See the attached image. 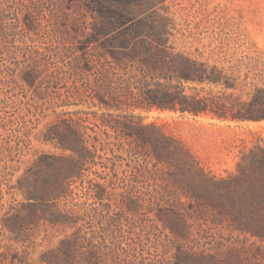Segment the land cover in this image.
I'll return each mask as SVG.
<instances>
[{
    "label": "rangeland",
    "instance_id": "rangeland-1",
    "mask_svg": "<svg viewBox=\"0 0 264 264\" xmlns=\"http://www.w3.org/2000/svg\"><path fill=\"white\" fill-rule=\"evenodd\" d=\"M88 1L47 3L36 16L41 25L35 29L27 23L25 4L30 0H0L8 32L7 38L0 34V264H13L12 254L25 247L31 264H46L43 253L67 236L86 237L85 249L100 245L92 264H175L179 243L193 253H216L213 264H264V239L246 228L264 224V119L220 120L207 113L137 108L152 139L130 133L119 123L124 120L119 113L130 110L102 106L96 96L95 104L94 89L75 75L84 69L97 86L96 74L82 58L84 35L74 36L75 29L62 18L65 12L87 13L92 21ZM135 1L142 16L156 18L152 30L159 42L217 66L223 82L237 84L232 88L188 81V93L221 98L232 94L250 101L254 86H264V0ZM67 27L71 34H62ZM51 44L64 48L65 62L37 53ZM40 68L43 73L35 83L22 76L24 70ZM75 83L87 101L58 106ZM76 109L81 111L74 117L87 126L91 153L58 199L75 221L33 224L32 235L23 243L11 218L28 201L29 188H54L72 164L66 158L72 151L48 134L58 115L68 117L62 112ZM160 131L191 151L196 168L192 174L169 159L158 162L161 148L152 136ZM202 171L216 181L208 190ZM194 189L202 196L211 193L212 201L195 197ZM173 205L180 208L177 213ZM182 217L191 225L186 237L171 232L170 226L182 225ZM190 264L202 262L194 257Z\"/></svg>",
    "mask_w": 264,
    "mask_h": 264
},
{
    "label": "trees",
    "instance_id": "trees-1",
    "mask_svg": "<svg viewBox=\"0 0 264 264\" xmlns=\"http://www.w3.org/2000/svg\"><path fill=\"white\" fill-rule=\"evenodd\" d=\"M63 0H30L28 6V25L37 29L40 22L36 16L45 10L48 4H58ZM139 4L135 0H89L88 10L93 16L89 21L87 13L75 15L64 13L62 17L70 22L75 29L74 36L84 35L81 45L85 49L82 58L92 73L96 74L97 86H93L88 78V72L84 69L75 75L85 80V87L94 89L93 97L99 99V103L107 108L116 110L127 109L130 112L119 113L124 120H120L130 133L137 134L141 139H152L145 132L148 125L143 123V116L136 114L137 108L151 111L172 110L182 114L191 113L195 116L204 113L211 114L213 118L220 120H262L264 119V86L255 85L250 95V101H242L240 97L227 95L201 96L199 92L188 93L184 82L192 81L197 83L211 82L224 83L226 87L237 88V84H230L222 80V70L217 66H210L207 62L184 56L175 52L165 42H159L153 32V24L157 21L152 15L142 16L139 12ZM18 11H16V14ZM7 13L0 9V34L7 38L6 30ZM51 18L49 17L48 20ZM59 32L58 29H53ZM71 34L67 27L65 31ZM59 43H63L59 40ZM95 50V53L91 52ZM37 53L45 58L65 62L67 52L59 46L51 44L46 51L37 50ZM37 62V60H36ZM68 65L75 67L76 63L68 62ZM43 73L40 69L36 71L24 70L22 76L30 84L35 83ZM84 91L78 83L66 96L60 98L58 106L78 105L84 98ZM96 104V102L94 101ZM244 106H248L244 108ZM81 110H66L62 114H69L68 117L59 119L50 126L48 134L53 140L72 154L66 158L72 161L68 170L61 176L54 188H42L27 190V202H22V208L13 214L11 220L16 223L20 239L25 243L32 235L31 225L48 221L52 224H67L69 219L75 218L67 210L59 207L58 199L69 189L71 176L78 173L81 162L91 153L87 137V126H84L80 118L74 115ZM158 129L156 125H153ZM161 149L156 153L158 162L166 159L181 165L184 172L192 174L195 168V159L191 151L173 136L159 132L152 136ZM264 160V159H262ZM264 163V162H262ZM201 171V169H200ZM201 181L208 190L211 185L215 186L216 181L205 173L201 174ZM195 197H205L212 201V196H202L196 189L193 190ZM209 193V192H207ZM172 211L177 213L180 208L171 206ZM27 209V212L24 210ZM182 225L170 226L171 232L177 236L186 237L189 235V218L182 217ZM71 223V222H70ZM75 225V224H74ZM246 226L253 235L264 239V224L254 222ZM87 238L67 236L62 239L56 247L48 249L43 253V261L46 264H92L94 256L100 245L91 244L85 249ZM6 254V252H4ZM194 257L199 258L202 264H213L217 260L216 253L190 252L185 243H179L178 252L175 254V264H190ZM30 251L24 248L12 254L13 264H31Z\"/></svg>",
    "mask_w": 264,
    "mask_h": 264
}]
</instances>
